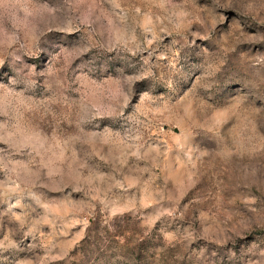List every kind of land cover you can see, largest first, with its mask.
<instances>
[{
  "label": "rangeland",
  "instance_id": "374dc122",
  "mask_svg": "<svg viewBox=\"0 0 264 264\" xmlns=\"http://www.w3.org/2000/svg\"><path fill=\"white\" fill-rule=\"evenodd\" d=\"M0 264H264V0H0Z\"/></svg>",
  "mask_w": 264,
  "mask_h": 264
}]
</instances>
